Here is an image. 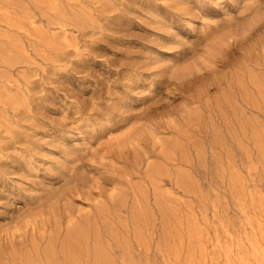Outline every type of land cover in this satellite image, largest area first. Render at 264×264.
Returning a JSON list of instances; mask_svg holds the SVG:
<instances>
[{"label":"rangeland","instance_id":"374dc122","mask_svg":"<svg viewBox=\"0 0 264 264\" xmlns=\"http://www.w3.org/2000/svg\"><path fill=\"white\" fill-rule=\"evenodd\" d=\"M0 31V264L263 263L264 0H0Z\"/></svg>","mask_w":264,"mask_h":264},{"label":"bare ground","instance_id":"6f19581e","mask_svg":"<svg viewBox=\"0 0 264 264\" xmlns=\"http://www.w3.org/2000/svg\"><path fill=\"white\" fill-rule=\"evenodd\" d=\"M34 3H35V2H34ZM60 13H61V12H60ZM23 16H24V15H23ZM16 23H17V22H16ZM0 32H1V31H0ZM41 34H42V33H41ZM9 35H10V34H9ZM2 36H3V35H2ZM55 40H56V39H55ZM56 42H57V41H56ZM16 44H17V43H16ZM8 56H9V55H8ZM2 61H3V60H2ZM14 61H15V60H14ZM10 97H11V96H10ZM12 97H13V96H12ZM12 99H14V98H12ZM248 100H249V99H248ZM15 102H16V100H15ZM256 103H257V102H256ZM16 104H17V103H16ZM74 120H75V119H74ZM119 127H120V126H119ZM159 144H160V143H159ZM131 149H132V148H131ZM191 181H192V180H191ZM196 216H197V215H196ZM183 217H184V216H183ZM42 221H43V220H42ZM43 222H44V221H43ZM254 233H255V232H254ZM147 235H148V234H147ZM71 238H72V237H71ZM81 240H82V239H81ZM252 241H254V240H252ZM252 241H251V242H252ZM248 242H249V241H248ZM257 243H258V242H257ZM93 244H94V242H93ZM38 245H39V244H38ZM253 245H254V244H253ZM255 245H256V244H255ZM255 245H254V247H255V250H256V246H255ZM250 246H251V245H250ZM258 246H259V245H258ZM96 247H97V246H95V248L93 249V251L96 249ZM97 249H98V248H97ZM97 249H96V251H98ZM99 250H100V249H99ZM94 252H95V251H94ZM94 252H93V253H94ZM98 252H99V251H98ZM260 252H261V251H260ZM96 253H97V252H96ZM98 254H99V253H98ZM98 254H97V255H98ZM87 256H89V255H87ZM256 256H257V255H256ZM263 256H264V254H263ZM263 256H261V259L263 258V260H264V257H263ZM37 258H38V257H37ZM95 258H96V257H95ZM240 259H241V258H240ZM248 259H249V258H248ZM37 260H38V259H37ZM93 260H94V259H93ZM255 260H256V259H255ZM263 260H262V261H263ZM242 261L245 262L244 259H243ZM22 262H23V260H22ZM95 262H96V260H95ZM263 263H264V261H263ZM263 263H262V264H263ZM23 264H24V263H23ZM29 264H30V263H29ZM43 264H44V263H43ZM71 264H80V261H79L77 258H75V257H71ZM96 264H98V263L96 262Z\"/></svg>","mask_w":264,"mask_h":264}]
</instances>
